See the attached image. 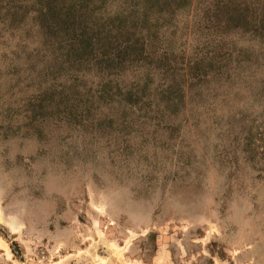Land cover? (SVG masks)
Wrapping results in <instances>:
<instances>
[{"label":"rangeland","instance_id":"374dc122","mask_svg":"<svg viewBox=\"0 0 264 264\" xmlns=\"http://www.w3.org/2000/svg\"><path fill=\"white\" fill-rule=\"evenodd\" d=\"M262 11L0 0V264H264Z\"/></svg>","mask_w":264,"mask_h":264},{"label":"trees","instance_id":"16d2710c","mask_svg":"<svg viewBox=\"0 0 264 264\" xmlns=\"http://www.w3.org/2000/svg\"><path fill=\"white\" fill-rule=\"evenodd\" d=\"M257 30L259 32H261L260 33V38H263L261 41L264 42V11H262V13L260 15V25L257 26ZM263 54L264 53H262V55ZM262 61L264 62V56L262 58ZM262 126H263V129L260 130V131H257L256 134H255V136H258V139H260V140H264V123L262 124ZM261 154L264 157V151H262Z\"/></svg>","mask_w":264,"mask_h":264}]
</instances>
